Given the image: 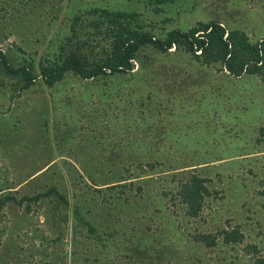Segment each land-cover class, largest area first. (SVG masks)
I'll return each mask as SVG.
<instances>
[{
    "label": "rangeland",
    "instance_id": "obj_1",
    "mask_svg": "<svg viewBox=\"0 0 264 264\" xmlns=\"http://www.w3.org/2000/svg\"><path fill=\"white\" fill-rule=\"evenodd\" d=\"M94 6L134 10L155 36L213 19L264 38V0H0V48L12 66L36 67ZM171 53L145 48L153 64L133 60V72L105 81L65 76L46 88L37 78L13 91L0 75V197L55 187L68 202L0 204V264H264V85ZM190 173L211 191L198 218L170 197ZM234 225L233 248L192 240Z\"/></svg>",
    "mask_w": 264,
    "mask_h": 264
},
{
    "label": "trees",
    "instance_id": "obj_2",
    "mask_svg": "<svg viewBox=\"0 0 264 264\" xmlns=\"http://www.w3.org/2000/svg\"><path fill=\"white\" fill-rule=\"evenodd\" d=\"M147 1L165 4L174 0ZM86 13L85 15L91 16L86 22L87 25L82 21L79 22V15L73 16L67 35L54 44L55 50L52 57L38 61L36 67L31 61L19 62L18 66H12L6 52L0 48V75L14 79L13 91L27 89L37 78L46 88H50L65 76L94 81L110 75L116 76L119 73H131L135 70L133 60L139 61L140 66L143 63L155 62L151 58L146 59L147 62L141 60L140 52L145 48L160 55L175 52L186 56L195 64L211 67L215 72H225L227 77L254 76L264 85V38L252 42L242 30L226 28L213 19L198 20L185 30L171 28L161 36H155L149 30H144L137 22L139 13L134 10L94 6ZM83 25L86 28L85 35L79 36L78 30L80 31ZM159 74L163 75V72ZM166 74L167 78L171 76L169 72ZM261 130L262 127L259 128L260 132ZM156 165L154 161L144 164L149 171ZM138 167L143 171L140 164ZM207 181V178L195 173L188 174L182 181L177 180V188L170 197L178 199L184 207V214L188 217H199L203 199L211 194L206 186ZM135 189L140 192L142 187L137 185ZM96 191L100 192L99 189ZM161 193L167 195V192ZM48 195L54 196L57 204L68 207L66 198L55 187H48L42 194L21 196L18 199L11 195H3L0 197V204L13 201L19 205L25 201L27 210L30 201H36L39 197ZM72 212L77 221L85 224L89 231H93L91 225L84 222L78 214L76 207L72 209ZM217 239H220L221 244L233 248L242 240V233L238 226L234 225L213 233L198 232L192 236L193 241L206 248L219 244ZM141 245L145 247V242ZM255 249L253 244L246 246L247 251ZM256 262H262V259L257 258Z\"/></svg>",
    "mask_w": 264,
    "mask_h": 264
}]
</instances>
